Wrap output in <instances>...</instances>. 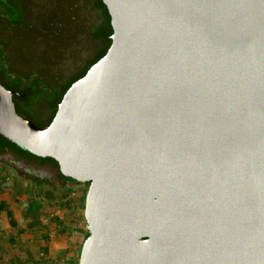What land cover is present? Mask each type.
<instances>
[{"label": "water", "instance_id": "water-1", "mask_svg": "<svg viewBox=\"0 0 264 264\" xmlns=\"http://www.w3.org/2000/svg\"><path fill=\"white\" fill-rule=\"evenodd\" d=\"M103 1L48 127L0 81V134L89 185L79 264H264V0Z\"/></svg>", "mask_w": 264, "mask_h": 264}, {"label": "rangeland", "instance_id": "rangeland-1", "mask_svg": "<svg viewBox=\"0 0 264 264\" xmlns=\"http://www.w3.org/2000/svg\"><path fill=\"white\" fill-rule=\"evenodd\" d=\"M94 16L89 0H0V80L7 87L18 83L14 76L25 80L22 87L31 79L42 80L31 81L28 98L15 97L19 112L26 116L27 111L37 125L47 124L51 115L48 103L65 78L74 75L98 48L88 32ZM27 156L17 152L0 155L19 167L15 170L0 162V181L8 182L12 196L4 200L10 211H0V264H77L84 233L89 231L87 224L78 220L79 213L85 214L89 185H74L68 198L54 204L42 198L44 204H50L49 211L31 217L27 204L29 199H38L40 189L34 188L27 165L36 164L37 172L43 173L36 176L44 177L56 168ZM55 217L69 229L63 231L64 225L59 221L57 225ZM80 235L82 239L75 242V236Z\"/></svg>", "mask_w": 264, "mask_h": 264}, {"label": "trees", "instance_id": "trees-1", "mask_svg": "<svg viewBox=\"0 0 264 264\" xmlns=\"http://www.w3.org/2000/svg\"><path fill=\"white\" fill-rule=\"evenodd\" d=\"M89 1H90L91 9L93 10L95 16L90 21L88 32L90 34L91 39L94 42H97L99 46L95 50V52L90 56V58H88L80 66V68L77 70V72L74 75H72L68 78H65L66 81H65L63 87L58 89V92L56 93L54 99L49 101L48 104H49V108L51 109V115L48 119L47 124L41 126L43 128L48 127L51 124V122L53 121V119L57 113L59 104L61 103L65 93L67 92V90L72 86V84L74 82H76L80 78L84 77L87 74V72L89 71V69L107 54L110 46L112 45V42H113L112 35L114 32V29L112 26V17L110 15V12H109L107 5L104 3L103 0H89ZM14 78L17 80L18 83L15 84L13 87H7L0 80L2 82V84H4L8 89L15 90L17 92L14 96V100H15V97H17V96H20L21 98L26 99L32 94V89H31V85H30L31 81L42 82L41 79H35V80L31 79V80L27 81V86L22 87L21 82L25 81V80L17 79V77H15V76H14ZM44 88H46V86ZM45 97H46V95H45ZM16 106H17V103H16ZM17 110H18V107H17ZM18 112H19V110H18ZM25 113L27 114L26 116L21 114V113L20 114L22 116H24L25 118L33 121V119L30 118L29 113L27 111H25ZM8 152H17V153H21L25 156H27L29 154L30 157L27 156L29 159H34L39 164L50 163L51 166H54L56 168V171H53L47 177H44L42 175L36 176V175L32 174V178H33L32 184H33L34 188L36 187L37 190L38 189H40V190L38 191V194H36L38 196V199L37 200H35L34 198L29 199V202L27 204V207H28L27 212L29 213V215L31 217L36 218V217H39V214L47 213L49 211L50 204H54V201L58 200V202H61L65 198H68L72 189H73V186L80 184V182H78L77 180L62 174L60 171L59 163L54 158L37 156V155L31 153L30 151H28L27 149L18 146L17 144L8 140L7 138H5L4 136H2L0 134V155H3V154L8 153ZM0 162L4 163V164H8L10 167H12L15 170H19L17 163L7 162V161L3 160L2 158H0ZM0 173H1V171H0ZM0 179H1V175H0ZM0 183H1V185H0V211L6 210L7 212H9L10 211V210L8 211L9 206L6 205L5 201L12 199L11 194H9L11 190L8 186V182H5V179L3 180V178H2ZM11 187H12V190H14V186L12 185ZM28 193L30 194V192H28ZM45 197H46V199L53 200V201H51L50 204H44L45 202L43 201L42 198H45ZM24 208H26V207H24ZM54 219H55V221H57L56 222L57 225H58V221L63 224L62 220H60L58 217H55ZM79 219L83 220L85 222V224H87L84 213L78 214V220ZM31 224H32L31 222H28L27 228L31 229L30 228L32 226ZM63 227H64V228H62L63 231H67L69 229L67 225H64ZM25 231H26V229H25ZM79 231L81 234L83 233L80 229H79ZM84 234L85 235L83 236L82 241H85V239L89 236V231H87V233L85 232ZM70 235H71V232H69V236ZM75 238H76L75 242H79V240L82 239V235H80L79 237L75 236ZM81 250H82V248H81ZM80 254H81V252H80ZM79 261H80V257L78 258L77 264H79Z\"/></svg>", "mask_w": 264, "mask_h": 264}, {"label": "flooded vegetation", "instance_id": "flooded-vegetation-1", "mask_svg": "<svg viewBox=\"0 0 264 264\" xmlns=\"http://www.w3.org/2000/svg\"><path fill=\"white\" fill-rule=\"evenodd\" d=\"M27 167H28V171H29V173H31V174H34L35 173V175L37 174V173H40V172H37V171H39L38 170V168H37V165L36 164H28L27 165ZM40 174H43V173H40ZM45 176H47V175H45ZM49 176V175H48Z\"/></svg>", "mask_w": 264, "mask_h": 264}, {"label": "crops", "instance_id": "crops-1", "mask_svg": "<svg viewBox=\"0 0 264 264\" xmlns=\"http://www.w3.org/2000/svg\"><path fill=\"white\" fill-rule=\"evenodd\" d=\"M10 208V207H9ZM30 253H31V251H30Z\"/></svg>", "mask_w": 264, "mask_h": 264}]
</instances>
